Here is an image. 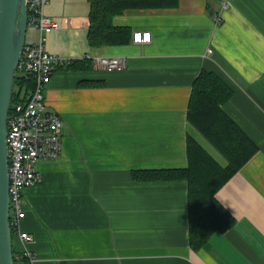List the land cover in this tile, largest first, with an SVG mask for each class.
I'll list each match as a JSON object with an SVG mask.
<instances>
[{
  "label": "crops",
  "instance_id": "obj_1",
  "mask_svg": "<svg viewBox=\"0 0 264 264\" xmlns=\"http://www.w3.org/2000/svg\"><path fill=\"white\" fill-rule=\"evenodd\" d=\"M228 1L126 9L112 24L149 31L150 41L92 47L90 0H49L47 50L82 62L56 67L44 87L46 108L62 119V154L40 160L41 181L22 190L20 229L33 238L13 234L16 251L28 248L33 264H264V0ZM36 39L31 26L26 42ZM99 55L126 65L102 69L92 60ZM201 69L229 83L222 108L258 151L216 193L233 226L194 250L187 182L134 179L132 170L187 166L189 136L226 164L187 120Z\"/></svg>",
  "mask_w": 264,
  "mask_h": 264
},
{
  "label": "trees",
  "instance_id": "obj_2",
  "mask_svg": "<svg viewBox=\"0 0 264 264\" xmlns=\"http://www.w3.org/2000/svg\"><path fill=\"white\" fill-rule=\"evenodd\" d=\"M179 0H90L88 44L92 47L122 45L132 40L129 26L112 24V17L126 9L173 8ZM86 60V59H84ZM82 61L71 60L66 66L77 69ZM99 81H81L93 85ZM32 77L16 76L12 102L26 99L33 88ZM233 90L217 72L201 69L195 77L187 105V120L226 159L222 166L194 138H187L185 167L133 169L134 179H183L187 182L188 243L194 250L210 235L233 226L234 216L220 203L217 191L258 151L256 143L226 114L222 105ZM13 237V232H12ZM14 264H29L13 248Z\"/></svg>",
  "mask_w": 264,
  "mask_h": 264
},
{
  "label": "built area",
  "instance_id": "obj_3",
  "mask_svg": "<svg viewBox=\"0 0 264 264\" xmlns=\"http://www.w3.org/2000/svg\"><path fill=\"white\" fill-rule=\"evenodd\" d=\"M27 25L37 31L34 42H26L17 66L16 76L32 77L34 81L30 95L23 101L11 103L7 119V152L9 158V198L10 225L22 243L32 240V235L20 229V221L25 212L22 202L24 187L41 181L37 168L40 160H58L62 154L60 139L62 119L55 111L46 108L44 87L49 83L56 67L67 65L71 59L51 53L46 41L49 32L55 26V20L45 13L49 0H25ZM229 6L228 0H222L221 8ZM215 20H220L216 14ZM149 31H135L134 42H149ZM210 51V49H209ZM97 67L106 70L122 69L126 65L124 56H94ZM27 257L33 264L34 253L24 247L19 257Z\"/></svg>",
  "mask_w": 264,
  "mask_h": 264
},
{
  "label": "water",
  "instance_id": "obj_4",
  "mask_svg": "<svg viewBox=\"0 0 264 264\" xmlns=\"http://www.w3.org/2000/svg\"><path fill=\"white\" fill-rule=\"evenodd\" d=\"M25 0H0V264H14L10 225L7 119L27 32Z\"/></svg>",
  "mask_w": 264,
  "mask_h": 264
},
{
  "label": "rangeland",
  "instance_id": "obj_5",
  "mask_svg": "<svg viewBox=\"0 0 264 264\" xmlns=\"http://www.w3.org/2000/svg\"><path fill=\"white\" fill-rule=\"evenodd\" d=\"M31 26H28V29H27V32L29 33V29H30ZM28 39V38H27ZM28 41V40H27Z\"/></svg>",
  "mask_w": 264,
  "mask_h": 264
},
{
  "label": "bare ground",
  "instance_id": "obj_6",
  "mask_svg": "<svg viewBox=\"0 0 264 264\" xmlns=\"http://www.w3.org/2000/svg\"><path fill=\"white\" fill-rule=\"evenodd\" d=\"M25 43H26V40H25ZM25 43H24V44H25ZM16 73H17V72H16ZM13 252H14V251H13Z\"/></svg>",
  "mask_w": 264,
  "mask_h": 264
}]
</instances>
